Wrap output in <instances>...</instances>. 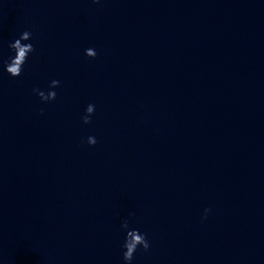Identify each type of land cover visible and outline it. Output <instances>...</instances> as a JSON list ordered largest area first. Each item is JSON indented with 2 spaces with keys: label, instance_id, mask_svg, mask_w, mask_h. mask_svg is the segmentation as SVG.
Listing matches in <instances>:
<instances>
[{
  "label": "clouds",
  "instance_id": "9594fccd",
  "mask_svg": "<svg viewBox=\"0 0 264 264\" xmlns=\"http://www.w3.org/2000/svg\"><path fill=\"white\" fill-rule=\"evenodd\" d=\"M100 0H93V3H99ZM32 32L25 30L23 31L18 38L13 42L9 43L8 47L12 50L14 55L9 56L7 60L2 61L4 70L11 77H19L23 72V66L27 62L29 55L35 52V47L32 43H24L25 41H30L32 39ZM85 55L90 58H95L97 52L93 48H88L85 50ZM60 86L59 80H52L49 84V90L47 92L42 91L38 88H34L33 92L36 93L42 102H49L56 99L57 93L53 89ZM43 110H41L42 112ZM95 112V105L88 104L85 109V115L82 116V121L85 124L91 123V117ZM87 144L94 146L97 143V140L94 136L87 137ZM210 209H205V218L210 212ZM128 221L125 220L121 224L122 229H128ZM124 251L122 253L124 264H131L135 253L138 249H143L147 252L150 249V243L146 237V234L141 233L138 229H132L126 231V236L124 243L122 245Z\"/></svg>",
  "mask_w": 264,
  "mask_h": 264
}]
</instances>
